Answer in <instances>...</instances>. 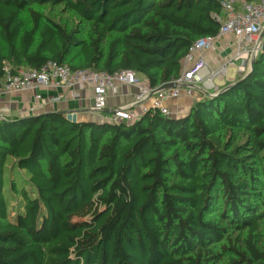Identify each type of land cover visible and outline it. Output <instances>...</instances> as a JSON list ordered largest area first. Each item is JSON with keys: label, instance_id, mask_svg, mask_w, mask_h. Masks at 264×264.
Returning <instances> with one entry per match:
<instances>
[{"label": "trees", "instance_id": "1", "mask_svg": "<svg viewBox=\"0 0 264 264\" xmlns=\"http://www.w3.org/2000/svg\"><path fill=\"white\" fill-rule=\"evenodd\" d=\"M48 5L75 23L36 9ZM221 14L217 0H0V81L54 62L159 89ZM197 93L179 118L2 116L0 264H264V47Z\"/></svg>", "mask_w": 264, "mask_h": 264}, {"label": "built area", "instance_id": "2", "mask_svg": "<svg viewBox=\"0 0 264 264\" xmlns=\"http://www.w3.org/2000/svg\"><path fill=\"white\" fill-rule=\"evenodd\" d=\"M222 8V14L217 17L221 24L217 36H207L198 39L191 47L186 62L189 64L184 74L174 83L176 88L157 92L158 89L143 88L139 76L131 71H122L115 75L97 73L93 70L73 71L67 65L48 63L38 71H20L12 74L5 69L6 77L0 81V91L9 94L25 91L48 89L85 88L92 91L93 111L102 114L106 111L109 94L118 85L136 86L139 93L134 103L140 108L136 112L132 107L116 109L107 121L112 124L132 123L140 120L151 110L159 111L164 116H170L167 103L185 95L192 97L194 90H216L214 81L226 77L230 69H235L238 76L245 75L250 63L256 58L264 45V0L247 2L244 0H217ZM237 5L241 6L239 11ZM231 35L239 41V50L222 67L213 71L201 56L202 53L214 49L219 38ZM34 99L37 108L48 104L58 103L59 98L48 97L42 99L36 94Z\"/></svg>", "mask_w": 264, "mask_h": 264}, {"label": "crops", "instance_id": "3", "mask_svg": "<svg viewBox=\"0 0 264 264\" xmlns=\"http://www.w3.org/2000/svg\"><path fill=\"white\" fill-rule=\"evenodd\" d=\"M238 10L241 6L237 5ZM239 41L231 36L226 35L217 41L214 49L205 51L201 56L208 63L211 70L216 71L222 67L231 58L235 57L239 50ZM189 64L185 62L186 71ZM231 71V73H230ZM228 76L215 79L214 86L219 89L229 83H233L239 76L235 69H230ZM141 86L149 88V83L144 77H140ZM198 89L194 90L192 97L185 95L179 99L167 103L171 117L179 118L186 116L192 105L198 100ZM139 93V88L136 86L118 85L109 94L107 109L102 114H97L93 111V95L89 89L76 87L75 89H40L36 91H25L21 93L9 94L0 91V116L16 117L45 114V113H63L76 114L78 121H95L101 123L109 118L112 112L116 109L132 107L136 112H140V108L135 105V97ZM36 94L41 95L42 99L52 97L59 98L58 103L48 104L43 108L35 107L40 105V102L34 99Z\"/></svg>", "mask_w": 264, "mask_h": 264}, {"label": "rangeland", "instance_id": "4", "mask_svg": "<svg viewBox=\"0 0 264 264\" xmlns=\"http://www.w3.org/2000/svg\"><path fill=\"white\" fill-rule=\"evenodd\" d=\"M62 7L63 6L53 8L52 6L48 5L45 7H36V9L38 11L44 13L45 15L54 17L57 21H62L64 23H66L67 21L70 23H75V21H76L75 16L70 14V13H64L62 10ZM24 20H25L26 24L29 25V19L26 15H24ZM263 43H264V41H263ZM263 47H264V45H262V49L260 52H262ZM251 64L252 63H250V67H251ZM230 73H231V71H230ZM15 180H17V178H15ZM16 202H18V201L17 200L16 201L11 200L10 206L11 207L15 206ZM260 233L262 235L261 244L264 245V222L262 223ZM230 258H232V256L230 254H226L225 257L218 264H229Z\"/></svg>", "mask_w": 264, "mask_h": 264}, {"label": "water", "instance_id": "5", "mask_svg": "<svg viewBox=\"0 0 264 264\" xmlns=\"http://www.w3.org/2000/svg\"><path fill=\"white\" fill-rule=\"evenodd\" d=\"M253 63H254V60L252 61L251 67L253 66ZM176 87H177V85L175 83H170L168 85H165V86L159 88L157 92H161V91L176 88ZM32 116H34V115L31 114L28 117H32ZM66 117L69 121H71L73 123H76L78 121V117L76 114H67ZM0 118H2V116H0ZM101 123H109V121L105 120V121H102Z\"/></svg>", "mask_w": 264, "mask_h": 264}]
</instances>
